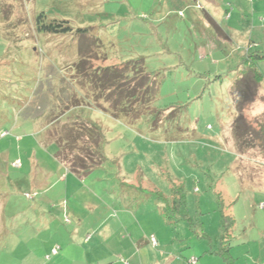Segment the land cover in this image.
Segmentation results:
<instances>
[{
	"label": "rangeland",
	"instance_id": "obj_1",
	"mask_svg": "<svg viewBox=\"0 0 264 264\" xmlns=\"http://www.w3.org/2000/svg\"><path fill=\"white\" fill-rule=\"evenodd\" d=\"M89 1L93 11L76 4L70 8L63 0H0V264H72L102 257L112 264L114 245L96 239V225L110 212L116 211L117 219L124 204L136 211L135 201L148 199L151 191L168 196L171 181L183 186L186 216L163 226L164 244L154 248L161 252L149 255L145 264H264V88L244 111L251 134L239 148L231 130L229 84L240 55L226 61L223 49L227 55L234 51L226 44L212 56L203 49L205 57L196 48L204 35L214 33L205 19L207 0L184 3L189 5L186 19L172 13L165 20L155 11L164 6L161 0ZM225 2L215 0L212 7L221 14L215 21L232 26L240 6L237 0L230 1L232 7ZM248 9L244 15L250 18ZM40 12L67 19L74 28L93 26L102 39L94 65L144 57L146 71L159 82L153 111L171 107L156 126L152 113L127 126L93 108L76 109L101 124L108 141L107 162L79 179L57 181L63 170L51 141L61 125L55 121L46 130L66 110L59 100L72 82L77 41L70 33L38 32ZM258 49L264 50V41ZM218 58L233 64L218 67ZM258 65L264 74V61ZM218 73L220 80L214 78ZM70 117L68 111L60 115L62 121ZM29 176L44 187L33 185ZM222 215L233 219L227 233ZM152 217H145V225ZM80 220V234L101 241L103 254H87L92 244L71 241ZM68 245L72 253H66ZM55 246L58 253L47 259Z\"/></svg>",
	"mask_w": 264,
	"mask_h": 264
},
{
	"label": "trees",
	"instance_id": "obj_2",
	"mask_svg": "<svg viewBox=\"0 0 264 264\" xmlns=\"http://www.w3.org/2000/svg\"><path fill=\"white\" fill-rule=\"evenodd\" d=\"M166 1V6L156 9V12L162 13L158 20H162L161 18L165 20L172 13L178 14L179 17H186L184 10L189 5H184V3L189 0ZM196 6L201 7L199 4H196ZM205 17L213 25L214 33H211V36L204 35L203 38L205 39L196 48L206 49L210 52L212 50L211 45H214L217 52L219 49L222 52L223 46L215 38L218 29L217 24L208 15H205ZM188 19L190 18L188 17ZM35 28L38 32L43 33H70L77 41L78 59L72 65L73 73L71 74L73 84L69 81L72 87L68 83L69 90H63L64 93L61 94L64 99L61 97L59 100V104L63 103L66 108V110L60 112V115L68 111L71 117L62 121L63 118H60L59 115L55 120H50L46 128L47 130L55 121L60 123L59 129L53 132L52 137L54 140L51 142L57 145L55 158L66 167L68 172L83 178L108 160L106 150L108 141L101 124L81 117L75 112L76 109L93 108L114 120H122L127 126L133 125L149 113L153 114V125L156 126L162 117V112L171 109V107H168L163 111H153L155 110L153 103L158 95L159 82L154 73L146 71L144 57L132 58L111 65H94L93 61L100 58V55H97V49H101L102 39L99 37V33L95 32L93 26L74 28L67 19H49L44 12H40L35 19ZM210 37L209 43L206 39ZM103 53L106 57V53ZM223 53L226 57L225 48ZM198 55L205 57L204 53L198 52ZM262 60H264V50H254L251 53H246L237 65L239 69H235V71H240L239 76L236 77L229 88L234 106L231 130L239 148L242 147L246 137L251 134V128L244 111L256 101L259 86L262 83L264 84V74L258 65ZM214 75V78L218 80L223 76L219 73ZM82 87H86L84 88L86 89L85 93H82ZM91 102L95 104L96 108L91 106ZM174 110L172 109L167 117L173 115ZM113 162L117 164V167L120 166L118 159L113 160ZM21 166L20 163L19 168ZM149 193L154 197V200L160 203L159 211L166 225L175 224L186 216L185 192L181 184L171 181L168 196L162 195L158 190ZM222 218L224 233H227V229L233 224V219L227 215H222ZM149 242L153 248L158 246L157 240L156 244H152L150 239ZM226 251L227 249L223 250V252Z\"/></svg>",
	"mask_w": 264,
	"mask_h": 264
},
{
	"label": "crops",
	"instance_id": "obj_3",
	"mask_svg": "<svg viewBox=\"0 0 264 264\" xmlns=\"http://www.w3.org/2000/svg\"><path fill=\"white\" fill-rule=\"evenodd\" d=\"M222 1L225 2V0ZM230 1L231 0H226L224 5L226 7H228V5H231L232 7ZM63 2L70 8H72L74 4L79 6L78 8H90L91 11H93V7L95 8V6L90 7L91 3L89 0H63ZM160 3L161 4L164 3L165 5L167 4V1L161 0ZM206 3L208 6H210V14L207 13L206 15H208V17L212 19V21H214V23L217 24L218 27L215 35L217 40L220 42V44H224V45L226 44L230 47L234 46V51L230 52L229 55L224 57L226 61L227 59L230 60L231 58L237 59L236 58L237 56H235V54L240 55L239 57L241 61L242 57L246 53H251L254 50H260L258 48L262 45V42L264 41V0H251V2H241V0H237V4L240 6V8L238 9L237 7L236 10L237 14H235V21L233 22L232 26L228 25V22L221 26L219 22L215 21L216 19H218V17L221 16V14L216 12L212 7L215 4V0H211V1L207 0ZM247 8H249L248 10L250 13V18L244 15L246 14V11L244 12V10ZM229 16L232 18L234 14H229ZM177 17L179 19H186V17H179L178 14ZM87 21H91V20H87ZM208 22L210 23V21ZM259 41L261 42V44ZM202 50L203 49H198V52L201 53ZM212 50L208 52L209 55L211 54V56L213 52L217 53L216 51L217 49L215 48V46ZM223 61L224 60L222 58H218V61L216 63L218 67L220 64L227 65L226 67H229L230 64H233L232 62L227 64V62H223ZM235 67L239 69L238 66ZM239 73H240L239 70L234 71L233 80L230 82L229 85H231V83L236 79V77L239 76ZM262 84L261 86H259V92L261 88H264V84L263 85ZM60 165L62 166V169H58V170L59 171L63 170V172H61L57 181L61 182L63 180H66L67 178H71L72 180L78 178L76 175L68 172V170L66 169V167H64L63 164L60 163ZM28 178L33 185H36L38 187H44L45 185V184L43 185L36 184V182L39 181H36V179L32 176H29ZM135 203H139L136 211L131 213L128 210L127 205L124 204L123 205L124 208L119 210L120 213L117 219H113L114 217L117 216L116 211H115V215H113L112 212H110L109 215L103 217L102 222H99V224L96 225V230L99 236L96 239L100 240L101 238L103 240L102 242L108 244L110 241L111 244L114 245V250H111L110 253H113V259H117V260L115 262L113 261L112 264H126V262L128 264H145L146 261L144 260H146L149 255L160 254L159 252H161L155 250L149 242L150 237L154 236L158 241V245L160 244L162 245L164 244L166 238V232L163 230L162 233V228L163 226H166V224L163 223L164 219L159 211L160 203H158L156 200L152 201L151 197H149L148 199H138L135 201ZM100 204H101V208H103L104 202ZM88 207L90 208L91 206ZM102 212L103 214L105 213L104 210ZM0 213L4 214L2 205L0 207ZM2 214L1 216L4 217V215ZM150 216H154V217H152V219L150 220L151 223L147 226L145 225L144 220L145 217H150ZM134 217L135 219H133ZM82 222L83 220H80L77 224L74 225V228L70 233L72 239L71 241L75 239L74 241L77 245L81 244L79 242H83L85 245L92 244L91 247L86 248L87 254L88 253L103 254V251H100V249L102 248L101 241L93 242L94 239H92V237L86 239L89 233H86V237L83 236L82 233L80 234V230L82 228ZM130 228H132V230L130 234L127 235L126 233L130 231L129 230ZM166 228L167 227H165V229ZM108 247L112 248V246L109 245ZM65 249H66V253L69 252L72 253L73 245H68L65 247ZM66 253H64V255ZM84 253L85 252L83 251L80 252L79 254H84ZM115 255H117V257H114ZM119 255H121V258H119ZM82 260L86 261V263L73 262L72 264H104L103 260L105 261V258L104 257L96 258L94 261L91 260L88 261L85 259Z\"/></svg>",
	"mask_w": 264,
	"mask_h": 264
},
{
	"label": "built area",
	"instance_id": "obj_4",
	"mask_svg": "<svg viewBox=\"0 0 264 264\" xmlns=\"http://www.w3.org/2000/svg\"><path fill=\"white\" fill-rule=\"evenodd\" d=\"M13 164L15 166H20V163L18 160L14 161ZM25 196L27 198H31L33 197V193H25ZM150 241L152 242V244H156V240L155 238L152 236L150 237ZM58 249H59V246H55V247H52L51 251H50V254L46 256L47 259H49L52 255H55L58 253Z\"/></svg>",
	"mask_w": 264,
	"mask_h": 264
}]
</instances>
